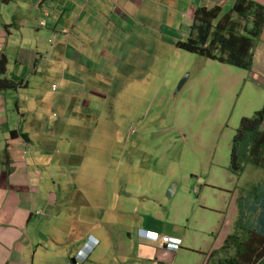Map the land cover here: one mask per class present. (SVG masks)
Listing matches in <instances>:
<instances>
[{
  "label": "crops",
  "instance_id": "0c3cea01",
  "mask_svg": "<svg viewBox=\"0 0 264 264\" xmlns=\"http://www.w3.org/2000/svg\"><path fill=\"white\" fill-rule=\"evenodd\" d=\"M226 1L208 0L203 6L221 4L224 8ZM254 1L264 5V0ZM94 2L97 6L90 11L89 0H0V57L4 55L7 63L1 71H5L4 78L18 83L16 91H0V264H75L73 257L91 238L99 245L82 264H225L234 255L233 248L222 249L225 241L235 235L244 243L248 241L235 225L240 218L239 206L248 208L251 191L238 196L233 178L226 179L230 185L217 184L210 177L201 179L202 175L191 173L178 178L174 171L146 166L137 173L151 181L155 172L156 182L163 185L156 196L155 212L146 210L149 201L125 202L116 184L109 186L94 206L89 204L85 191V184L91 182L88 177L94 178L95 185H91L96 193L104 191L105 179L97 168L91 173L80 168L89 163L87 142L81 140L82 154L78 153L81 148L74 146H80L77 136L81 138L85 130L69 136L65 132L83 120L87 97V101L93 96L108 97L102 92L108 76L102 67L104 60L114 57L121 63L133 55L134 51L111 52L119 47V40L130 37L129 31L117 35L120 27L138 17L134 23H140L141 33L149 34L156 28L158 50L177 48L175 43L185 39V18L191 17L188 35L199 4L190 0ZM166 32L172 37L165 36ZM133 47L146 48L134 45L129 49ZM253 52L252 75L247 80L261 88L256 91L257 100H261L264 27ZM164 54L169 58L167 52ZM40 124L45 125L47 134L40 131ZM70 142L61 156L55 152ZM170 176L184 183L181 188L177 183L172 198L166 194L169 185L165 178ZM191 177H197V185L192 186ZM200 180L202 187L198 186ZM183 188L181 202L196 195L198 201L208 203L193 234L178 223L180 216L170 218L168 212L160 210L169 207L168 201ZM85 204L96 209L91 213L93 218L82 214ZM261 214L259 210L252 215L253 225L257 222L261 227ZM142 231L180 239L182 246L177 251L163 242H149L141 237ZM238 262L248 264L245 259Z\"/></svg>",
  "mask_w": 264,
  "mask_h": 264
},
{
  "label": "rangeland",
  "instance_id": "374dc122",
  "mask_svg": "<svg viewBox=\"0 0 264 264\" xmlns=\"http://www.w3.org/2000/svg\"><path fill=\"white\" fill-rule=\"evenodd\" d=\"M190 1L198 2L197 8L208 0ZM233 3L234 0L226 1L222 14ZM96 6L94 0H89L88 10L94 11L92 8ZM137 18L129 19L128 25L120 27L117 35L129 31L130 37L123 41L118 39L119 47L111 50L119 54L134 51L133 55L121 63L116 62L114 57H108L103 62L102 67L108 76L106 89L102 92L108 97L93 96L90 101L87 97L82 110L83 120L65 132L69 136L70 133L85 130L86 134L81 138L77 136L80 146H74L77 150L81 148L78 153L82 154L85 150L81 140L87 142L85 153L89 163L80 168L87 173L97 168L105 179L104 191L96 193L91 185L94 178L88 177L91 182L85 184V191L89 204L94 206L107 188L116 184L121 187L125 202L136 199L139 203L149 201L150 208L146 210L155 212L156 196L163 185L156 182L155 172L151 181L149 177L137 173L146 166L152 168L154 165L156 170L174 171L178 178L194 173L202 175L201 179L210 177L215 179V183L225 185H230L227 178H233L232 183L241 188L237 189L240 197L259 183L264 186V170L253 164H245L239 176L229 171L233 134L240 119L253 116L264 106V99L257 100L256 91L261 88L247 80L252 75L250 70L221 64L176 45L177 48L170 45V49L158 50L156 28L149 34L141 33L140 23H134ZM189 22L191 17L186 16V28ZM186 28L185 39L188 37ZM165 36L172 37V34L166 32ZM134 45L146 48L144 51L135 47L129 49ZM166 52L169 58L161 55ZM259 76L264 79V76ZM44 127V124L39 125L40 131L47 134ZM71 143L62 144L55 152L61 156ZM51 167L55 168V165ZM196 178L191 177L192 186L197 185ZM165 179L169 187L177 183L180 188L184 185L183 181L178 182L171 176ZM198 183L199 187L204 184L203 180ZM184 190L181 189L168 201L169 207H160V210L168 212L170 218L180 216L178 223L185 230L189 227L190 234H193L197 229L196 220L208 203L198 201L196 195L189 202H181ZM138 207L140 209L142 205ZM91 209L85 204L82 214L93 218L95 215L91 213L96 209ZM236 217L237 210L234 220ZM223 246V250H229ZM218 251L219 258L221 249Z\"/></svg>",
  "mask_w": 264,
  "mask_h": 264
},
{
  "label": "trees",
  "instance_id": "16d2710c",
  "mask_svg": "<svg viewBox=\"0 0 264 264\" xmlns=\"http://www.w3.org/2000/svg\"><path fill=\"white\" fill-rule=\"evenodd\" d=\"M221 4L199 6L195 9L188 37L178 40L175 45L217 62L235 68L250 70L254 46L264 27V5L254 0H234L232 7L222 14ZM4 64V66H1ZM6 57H0V91L16 90L18 83L3 77ZM25 135V134H24ZM24 137H27L26 135ZM229 171L235 176L242 173L244 165L253 164L264 170V106L251 117L240 119L233 134ZM9 165L8 159L6 160ZM8 172L11 168L8 166ZM248 208L239 206L240 218L237 222L241 235L248 240L244 243L236 235L225 242V249L233 248V258L225 264H239L245 259L248 264H264V186L260 183L251 190ZM262 210L259 225L252 224V215ZM245 212V213H244ZM258 227V230H256ZM255 256V257H254Z\"/></svg>",
  "mask_w": 264,
  "mask_h": 264
},
{
  "label": "clouds",
  "instance_id": "9594fccd",
  "mask_svg": "<svg viewBox=\"0 0 264 264\" xmlns=\"http://www.w3.org/2000/svg\"><path fill=\"white\" fill-rule=\"evenodd\" d=\"M8 91H10V90H8ZM7 159L8 158H6V160ZM6 160H5V163H6ZM8 166H7V168H8ZM196 191H198V189H196ZM141 237H143V239H145V240H147L149 242H152V243L163 242V239L165 238V237H160V234L157 233V232H147V231H142L141 232ZM174 240H179V242H178V245H179L178 249H179L182 246V241L180 239H174ZM98 245H99V241L97 239H95V238H91L88 241H86L84 243V245L82 246V249L80 251H78V252L83 251L85 253L84 254L85 255L84 260L83 261H78L77 258H76V256H75V257H73L74 260H75V262L76 261L77 262H81L80 264L86 262L88 260L89 256H90V254L97 248ZM178 249H174V250H178Z\"/></svg>",
  "mask_w": 264,
  "mask_h": 264
},
{
  "label": "built area",
  "instance_id": "2783aa9c",
  "mask_svg": "<svg viewBox=\"0 0 264 264\" xmlns=\"http://www.w3.org/2000/svg\"><path fill=\"white\" fill-rule=\"evenodd\" d=\"M63 31L66 32L65 30H63ZM53 34L55 35V33H53ZM55 87L56 86L53 85V89ZM163 242L166 243V244H168L172 249H178V247H179V245H178L179 240H174V239H172L171 237H168V236L163 239ZM84 254L85 253L83 251L78 252L77 255H76L77 260L78 261H83L84 260V257H85ZM80 263L81 262H77V261L75 262V264H80Z\"/></svg>",
  "mask_w": 264,
  "mask_h": 264
},
{
  "label": "water",
  "instance_id": "95a60500",
  "mask_svg": "<svg viewBox=\"0 0 264 264\" xmlns=\"http://www.w3.org/2000/svg\"><path fill=\"white\" fill-rule=\"evenodd\" d=\"M176 187H177V184L172 185L171 187H169V190L167 192V196L169 198H172L174 196V194L176 193Z\"/></svg>",
  "mask_w": 264,
  "mask_h": 264
},
{
  "label": "bare ground",
  "instance_id": "6f19581e",
  "mask_svg": "<svg viewBox=\"0 0 264 264\" xmlns=\"http://www.w3.org/2000/svg\"><path fill=\"white\" fill-rule=\"evenodd\" d=\"M168 245V244H167ZM178 251V250H177Z\"/></svg>",
  "mask_w": 264,
  "mask_h": 264
}]
</instances>
